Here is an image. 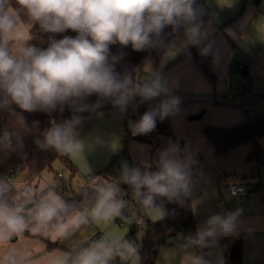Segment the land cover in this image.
<instances>
[{
    "label": "clouds",
    "instance_id": "clouds-1",
    "mask_svg": "<svg viewBox=\"0 0 264 264\" xmlns=\"http://www.w3.org/2000/svg\"><path fill=\"white\" fill-rule=\"evenodd\" d=\"M15 4L18 7L12 0H0V110L8 111L15 104L22 112L51 116L68 105L73 115L59 123L50 120L37 143L43 150L74 159L84 158L89 147L79 135L86 119L82 113L101 116L99 109L106 102L124 113L137 97L141 102L163 97L139 121L129 122L136 135L152 132L157 117L163 120L178 111L180 100L159 73L134 78L135 69L117 71L122 57L112 55L110 45H131L134 51L155 48L163 44L167 27L172 34L183 28V47L199 45L208 35L196 0H15ZM36 25L44 33L71 31L75 36L50 37L48 46L40 48L30 43ZM170 47H176L175 40ZM92 95L96 102L87 103ZM14 115L17 131L4 133L0 142L5 147H11L17 132L39 129V121L29 126L23 115ZM155 164L151 171L146 160L137 166L124 163L118 177L78 189L80 201L65 198L52 182L34 184L29 179L17 186L12 177L0 178V264H139L137 244L126 239V232L113 230V225L117 220L141 222L144 216L159 219L164 206L158 197L180 202L191 191L192 162L181 158L178 145L170 143L162 149ZM89 173L87 167L84 174ZM121 185L128 186L142 216L125 215L130 205ZM240 214L239 209L213 214L177 245L171 259L180 264H213L193 249L211 248L221 235L235 234ZM88 224L101 228L99 237L67 248L34 253L25 240L29 234L53 243L67 241ZM216 264H223V258Z\"/></svg>",
    "mask_w": 264,
    "mask_h": 264
},
{
    "label": "crops",
    "instance_id": "crops-1",
    "mask_svg": "<svg viewBox=\"0 0 264 264\" xmlns=\"http://www.w3.org/2000/svg\"><path fill=\"white\" fill-rule=\"evenodd\" d=\"M263 2L264 0H208L200 6L197 5L203 11V15L200 18L205 16L206 12L207 20L211 19L216 27L214 40L203 41L201 47V49H205L204 54L210 58L208 72L202 70L196 63L194 57L195 49L192 45L181 46L183 28L170 39L163 41L161 45L162 53L159 56L151 55L148 58V62L140 76L143 77L149 72L159 73L167 82L171 89V94L180 100L178 111L174 115H170L163 120L157 117L175 140L183 139L192 143L198 141L203 146H208L211 152H214V148L202 132L205 126H233L246 121L249 113L254 114V117L257 115L256 108H258L259 104L248 99L249 94L245 88V83L243 82V87H240V78L235 73L237 71L233 70V66L235 63L244 64L243 76L250 78L254 74L257 79L259 78L251 86H257V88L264 86ZM258 16H262L263 19L258 18ZM261 19L263 20L262 30H260ZM173 40L176 41L175 48L170 47ZM215 40L218 41V48L222 47L221 52L215 48ZM239 40L244 43L236 47L239 54L236 53L235 49L231 50L228 48L224 51V47L229 42H238ZM201 49L197 51H201ZM252 50L255 52H251ZM231 89H238V95L243 97L241 102L236 100L235 95L228 96ZM162 98L158 97L146 102H141L139 98H136L133 102L134 112L137 117L136 121H139L143 107H145V111H148L157 105ZM102 113L103 115L101 116L90 115L79 129L80 138L89 145L84 152V158L70 159L74 168L84 170L83 174L88 167L90 170L89 174L103 172L106 174L107 172L109 177H115L109 166L113 158H118L121 165L127 163L129 166H135L139 162L140 153H150L153 141L148 137L151 132L147 135L141 134L144 137L147 136L146 138H149L150 141H139L136 137H128V127L119 111L107 110L102 111ZM201 114L202 116L198 118ZM193 131L195 133L192 137ZM195 144L194 142L193 145ZM260 145L262 147L260 155L264 159V137L260 139ZM197 146H192V151H195L196 148L200 149L201 145ZM96 176L91 177L89 183H95ZM240 176L243 181L247 178L245 172L240 173ZM232 183L242 184L243 182L236 178L225 180L223 186L219 187V194L226 196V198L221 201L220 196L216 195L217 199L213 203L208 202L204 212L197 211L193 205L196 225L193 229L188 230L191 231V234H194L197 227L202 225L213 214L239 209L241 214L237 220L235 234L221 235L215 246L204 249L197 247L195 251L206 257L210 255V259L215 261L223 256V264H231L229 257L225 255V249L229 252L232 245L229 247L226 242L233 244L237 238H241L243 240V264H264V209L254 210L250 208L251 205H249V208L243 209V205H239L236 197H233L229 191L228 185ZM124 199L126 200L127 198ZM251 203L252 201L248 202V204ZM165 214L166 209L164 207ZM164 215L159 219L150 220H161ZM117 223L116 221L113 225V230L121 233L126 232L127 237L131 232L129 228L120 227ZM100 234V227L94 224L84 225L69 240L57 241L58 246L52 249L67 248L73 243H81ZM25 240L32 245L34 253L48 250L49 240L44 237H33L25 234ZM221 245L223 246L222 254L219 252ZM166 248L168 249L165 250L170 253L167 264L177 263L178 260L171 259L175 249ZM210 251L211 254H209ZM163 257H165V253H163ZM139 264H142L141 259H139Z\"/></svg>",
    "mask_w": 264,
    "mask_h": 264
},
{
    "label": "trees",
    "instance_id": "trees-1",
    "mask_svg": "<svg viewBox=\"0 0 264 264\" xmlns=\"http://www.w3.org/2000/svg\"><path fill=\"white\" fill-rule=\"evenodd\" d=\"M196 1L205 3L208 0ZM12 3L14 7H18L15 4V0H12ZM164 32L165 35L163 41L174 36L170 27L165 28ZM32 33L34 39L30 41V43L40 48H46L48 46L50 37L61 39L63 35L75 36V33L71 31L55 35L44 33L39 29L38 25L32 28ZM109 47L112 55L122 57L117 64V71H123L124 69L131 71L135 69L136 71L133 72L134 78L142 74L143 69L148 62V58L151 55L157 57L162 53L161 46L149 48L144 51H134L131 45L121 46L118 43L110 45ZM194 57L198 66L205 72H208L210 61L209 56L201 51L194 50ZM96 100L97 97L92 95L87 98L86 102L95 103ZM107 110L120 112L119 109L114 108L110 103L106 102L99 111L102 112ZM145 112V107H143L141 109L140 117ZM14 114L23 115L29 126L32 125L33 121H39V129L31 133L17 132L16 135L12 136L11 147H5L4 144L0 142V178L12 177V175L18 171L27 170L29 179H31L32 182H36V180L42 178V172L45 169L52 167L57 158H60L66 165L75 171L70 157L57 155L50 149L43 150L37 143V141L43 139L41 133L46 128L50 127V120L55 119L59 123L63 120L69 119L73 115L71 107L65 105L62 112L58 110L53 112L51 116L39 111L22 112V110L15 104L11 105V109L8 111L0 110V141H2L5 132L12 133L17 131L13 128V122L15 120ZM121 114L128 127V137H136L139 141H150L149 138L147 139L141 134L134 135L130 128L129 122H136L137 120L133 104ZM82 115L87 119L92 114L85 112L82 113ZM200 116H202V114L199 115L198 118ZM156 127H159V129L164 128L163 124L158 119L156 120ZM202 132L214 148V153L217 156L226 155L232 150L247 143L253 144L254 150L252 155L259 156L262 151L260 139L264 137V117L255 120H246L233 126L207 125L203 128ZM158 142L160 143V141ZM32 170L37 172L36 176L30 175ZM190 174L195 175L194 167H191ZM95 175H98L99 177L98 182L104 179H110L104 174V172L84 175L87 183H89L91 177ZM59 187L64 188L63 196L70 201H80L82 199V194H77V191H71V189L69 191L68 187L65 188L63 184L59 185ZM157 200L158 202L162 201L163 206L166 209L164 218L158 222H154L144 216L141 222H136L135 226L137 228L144 224L146 225L141 242L135 236V231H131L126 237V239L137 244L142 264H156L158 250L162 243L170 241L186 229H193L196 225L194 206L190 195L183 197L180 202H169L161 197H158ZM125 215L142 216L139 205L136 203H134V206L130 205V207L125 210ZM117 222L121 223L122 221L117 220ZM98 237L99 236H96L93 239ZM57 246V243L48 241V250ZM242 246L243 240L241 238H237L233 242L229 251V262L231 264H243Z\"/></svg>",
    "mask_w": 264,
    "mask_h": 264
},
{
    "label": "rangeland",
    "instance_id": "rangeland-1",
    "mask_svg": "<svg viewBox=\"0 0 264 264\" xmlns=\"http://www.w3.org/2000/svg\"><path fill=\"white\" fill-rule=\"evenodd\" d=\"M197 5H202L203 3L196 1ZM198 6V7H199ZM264 8V2L262 4ZM262 9V7H261ZM258 18H262V16H258ZM208 30L207 38L203 41L208 40H214V36L216 34V27L214 25V22L209 19L207 20L206 12L205 16L201 18ZM263 19V18H262ZM261 19V26L260 30H262V20ZM208 21V22H207ZM219 22V21H218ZM203 41L201 44L203 45ZM245 42V41H244ZM215 48L221 52V48H218V41L215 40ZM244 44L242 41L238 42H229V44L224 47V51L226 49H235L236 53L237 46ZM193 47V45H192ZM228 51V50H227ZM251 52H255L252 50ZM239 54V53H238ZM241 56V53H240ZM237 75H239L240 80V87H243V82L245 83V88L247 89L248 94L251 92H255L257 90V86H251L253 85V82L258 81L254 74L250 78L243 76L242 70H238L235 72ZM230 94L228 96H236L238 95V89H231L229 91ZM256 103L259 104L257 109V115L252 113H249L247 115V120H255L260 117H264V96L258 98L256 100ZM160 119V118H159ZM197 132V130H196ZM194 131L192 133V137L194 136ZM155 134V135H152ZM147 135V134H143ZM147 137V136H146ZM153 141V147L149 154L146 153H140L139 162L141 160H146L149 163L152 164L151 171L156 170V160L158 159L159 153L162 149L169 146V144H175L178 145L180 149V156L181 158H188L191 160L192 164L191 167L195 168V175H191V191L190 196L193 200V205L195 206V209L197 211L204 212L206 209V206L208 205V202L215 201L217 198L216 195L220 196V200L222 201L226 196H222L219 194V187L221 188L223 186V182L225 180H232V178H236L239 181H242V184L250 185L252 186V194L248 198H236V201L239 202V205H243V209L249 208V205H251L250 208H253L254 210H260L261 208L264 209V159L259 156L252 155V152L254 150L252 143H247L242 146H239L235 150H233L230 154L217 156L214 154V152L210 151L208 146H203L198 141H194L196 144L193 145L191 141H185V140H175L174 137H171V134L166 131V128L159 129V127H155V129L151 132V135L148 136ZM174 138V139H173ZM148 139V138H147ZM160 143H158V141ZM201 145L200 149H197L195 151H192V146ZM197 146V147H198ZM121 157V155H119ZM138 163H136L135 166H137ZM109 166H111V171L114 173L115 177H118L120 174V170L122 165L120 164V160L117 158H113L111 162L109 163ZM108 166V167H109ZM153 169V170H152ZM245 172L247 175V178L242 179L240 176V173ZM105 174V173H104ZM85 174H83V171L81 169L75 168V171L66 165L60 158H57L52 167L45 169L42 172V178L36 180L35 183L41 182H52L56 185L57 190L63 195L64 188H60L59 185L63 184L65 188L68 187L69 191H77L78 189L82 188L85 185H91L94 183H87L85 177ZM107 175V172L105 174ZM115 177H109L108 178H115ZM98 175L96 176L95 183L98 182ZM13 181L19 185H23L29 180V174L27 170L18 171L14 175H12ZM121 188L127 193L124 198H127L126 200L129 202V205L134 206L135 201L131 198V191L128 188L127 185H121ZM226 195V194H225ZM257 195V198H256ZM259 195V196H258ZM259 197V198H258ZM251 204H248V202ZM247 203V204H246ZM165 216V215H164ZM164 218V217H163ZM162 218V219H163ZM150 219V218H149ZM161 219V220H162ZM160 221V220H158ZM154 221V222H158ZM119 224V225H118ZM136 221L134 220L132 223H117L120 227H127L130 231H135V236L137 239L141 242L143 237V232L145 230L146 225L139 226L138 228L135 226ZM191 234L190 230H184L180 234H178L176 237L171 239L170 241L166 243H162L159 247L156 264H167L168 263V256H170L168 253L169 251L165 250L168 249L166 247L177 248V245L183 241L184 238L189 236ZM228 246L232 245L231 243H227ZM222 245L219 247L220 253L222 252ZM196 248L193 249V251L196 253ZM230 251V250H229ZM163 253H165V257H163ZM172 253V252H171ZM225 255L227 257L230 256L228 250L225 249ZM200 255V253H196ZM211 254V251L209 252ZM222 254V253H221ZM223 257V256H222ZM226 257V258H227ZM206 259H210V255L205 256ZM224 258V257H223ZM213 264H216L217 261L210 259ZM172 261V260H170ZM175 264H180L179 260Z\"/></svg>",
    "mask_w": 264,
    "mask_h": 264
},
{
    "label": "built area",
    "instance_id": "built-area-1",
    "mask_svg": "<svg viewBox=\"0 0 264 264\" xmlns=\"http://www.w3.org/2000/svg\"><path fill=\"white\" fill-rule=\"evenodd\" d=\"M244 68L245 66L242 63H235L233 66L234 71L244 70ZM262 96H264V86L257 88L255 92H251L248 95V99L253 102ZM235 98L237 101L241 102L243 97L242 95H236ZM228 187L231 195L236 198H248L253 191L252 186L245 184L232 183L228 185Z\"/></svg>",
    "mask_w": 264,
    "mask_h": 264
},
{
    "label": "water",
    "instance_id": "water-1",
    "mask_svg": "<svg viewBox=\"0 0 264 264\" xmlns=\"http://www.w3.org/2000/svg\"><path fill=\"white\" fill-rule=\"evenodd\" d=\"M201 47H202V44H201V43H200L199 45H195V46H193V48H194L195 50H200Z\"/></svg>",
    "mask_w": 264,
    "mask_h": 264
}]
</instances>
